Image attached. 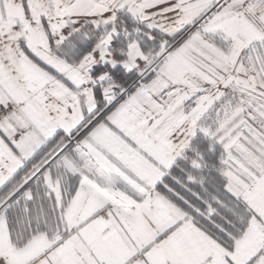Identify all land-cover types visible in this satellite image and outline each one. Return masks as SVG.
I'll list each match as a JSON object with an SVG mask.
<instances>
[{"label": "snow or ice", "instance_id": "snow-or-ice-1", "mask_svg": "<svg viewBox=\"0 0 264 264\" xmlns=\"http://www.w3.org/2000/svg\"><path fill=\"white\" fill-rule=\"evenodd\" d=\"M0 264H264V0H0Z\"/></svg>", "mask_w": 264, "mask_h": 264}]
</instances>
